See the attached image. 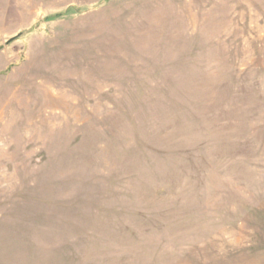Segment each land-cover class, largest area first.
Segmentation results:
<instances>
[{
    "label": "rangeland",
    "instance_id": "rangeland-1",
    "mask_svg": "<svg viewBox=\"0 0 264 264\" xmlns=\"http://www.w3.org/2000/svg\"><path fill=\"white\" fill-rule=\"evenodd\" d=\"M0 264H264V0H0Z\"/></svg>",
    "mask_w": 264,
    "mask_h": 264
},
{
    "label": "water",
    "instance_id": "water-1",
    "mask_svg": "<svg viewBox=\"0 0 264 264\" xmlns=\"http://www.w3.org/2000/svg\"><path fill=\"white\" fill-rule=\"evenodd\" d=\"M19 35H20V34H19ZM19 35H18V36H19ZM18 36H16V37H13V39H12V40L16 39Z\"/></svg>",
    "mask_w": 264,
    "mask_h": 264
}]
</instances>
